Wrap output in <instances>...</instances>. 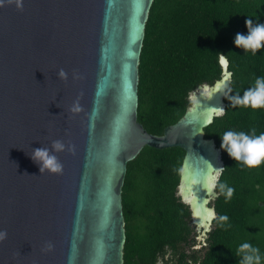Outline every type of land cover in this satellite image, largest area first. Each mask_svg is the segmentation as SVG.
<instances>
[{
    "label": "water",
    "instance_id": "1",
    "mask_svg": "<svg viewBox=\"0 0 264 264\" xmlns=\"http://www.w3.org/2000/svg\"><path fill=\"white\" fill-rule=\"evenodd\" d=\"M152 1L0 7V264H123L122 186L127 162L144 146L184 150L177 196L203 245L216 216L207 215L215 213V169L223 166L204 128L224 112L231 73L220 64L219 80L192 91L181 118L161 135L147 132L137 121V90ZM37 148L61 170H42L32 158Z\"/></svg>",
    "mask_w": 264,
    "mask_h": 264
},
{
    "label": "trees",
    "instance_id": "2",
    "mask_svg": "<svg viewBox=\"0 0 264 264\" xmlns=\"http://www.w3.org/2000/svg\"><path fill=\"white\" fill-rule=\"evenodd\" d=\"M245 16L264 22V0H153L150 5L138 65L137 121L161 135L183 116L192 91L219 80L217 53L225 54L231 78L224 112L204 128V137L221 151L223 171L212 201L216 216L203 245L192 248L190 212L177 196L184 150L144 146L127 162L122 186L123 264H157L167 251L172 257L165 264H239L236 250L244 241L264 258V163L246 167L231 159L220 141L227 130L264 132V109L229 99L264 76V47L253 54L233 44L237 32L247 31ZM220 183L234 189L230 198L220 192ZM222 214L227 221H219Z\"/></svg>",
    "mask_w": 264,
    "mask_h": 264
},
{
    "label": "clouds",
    "instance_id": "3",
    "mask_svg": "<svg viewBox=\"0 0 264 264\" xmlns=\"http://www.w3.org/2000/svg\"><path fill=\"white\" fill-rule=\"evenodd\" d=\"M6 3H11V0H0V7ZM16 7L23 6V0H15ZM246 33L237 32L233 38L235 47L244 49V51L251 50L253 54L257 50L264 47V22H253L251 16H245ZM219 63L226 66L228 60L225 54L217 53ZM59 75L63 77L65 73L60 71ZM204 94H208V86L204 85ZM193 106L198 101L195 93L190 96ZM233 105H243L251 107L252 109H264V76L257 77L254 84L245 89L243 95H232L229 97ZM218 112L222 113L223 109L218 108ZM255 133V129L252 130ZM221 148L228 154L234 161L242 162V164L249 168H254L264 163V132L256 134H249L244 131L227 130L223 132L220 137ZM57 148H62L63 145L57 143ZM32 158L41 163V169L47 168L50 172H58L62 166L57 162L56 158L48 154L46 149L37 148L33 151ZM187 165H182L179 169L181 173L186 171ZM223 171V166L215 169L218 176ZM215 177L211 174L207 177L206 186L209 190L214 187ZM221 193H224L226 198H230L234 189L227 186L225 183L219 184ZM208 216H215L212 210H207ZM219 221H227V214H222L218 217ZM6 236L5 232L0 231V240ZM199 247V246H197ZM237 255L240 257L239 264H262V255L258 247L254 246L249 241H244L238 245L236 250Z\"/></svg>",
    "mask_w": 264,
    "mask_h": 264
},
{
    "label": "rangeland",
    "instance_id": "4",
    "mask_svg": "<svg viewBox=\"0 0 264 264\" xmlns=\"http://www.w3.org/2000/svg\"><path fill=\"white\" fill-rule=\"evenodd\" d=\"M209 204H212V201L209 203ZM190 224L191 226L193 227V234H194V241L195 243L197 242V238L195 236L198 235V232H197V228L192 224V221L190 220ZM200 247H196V249H199ZM157 264H165L164 260L162 259H159ZM166 264H174L173 262L172 263H166Z\"/></svg>",
    "mask_w": 264,
    "mask_h": 264
},
{
    "label": "flooded vegetation",
    "instance_id": "5",
    "mask_svg": "<svg viewBox=\"0 0 264 264\" xmlns=\"http://www.w3.org/2000/svg\"><path fill=\"white\" fill-rule=\"evenodd\" d=\"M181 201V200H180ZM197 244L195 243L194 241V244L192 245V248H196ZM170 257H172V253L170 251H167L164 256H163V259L165 260H168Z\"/></svg>",
    "mask_w": 264,
    "mask_h": 264
},
{
    "label": "bare ground",
    "instance_id": "6",
    "mask_svg": "<svg viewBox=\"0 0 264 264\" xmlns=\"http://www.w3.org/2000/svg\"><path fill=\"white\" fill-rule=\"evenodd\" d=\"M205 207H206V205H205ZM211 219H212V217H211ZM211 219H210V221H211Z\"/></svg>",
    "mask_w": 264,
    "mask_h": 264
}]
</instances>
